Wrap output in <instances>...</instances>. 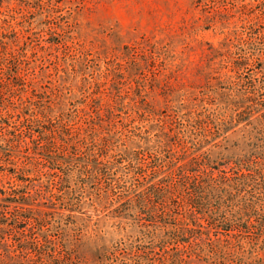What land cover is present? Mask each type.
Segmentation results:
<instances>
[{"label":"rangeland","instance_id":"374dc122","mask_svg":"<svg viewBox=\"0 0 264 264\" xmlns=\"http://www.w3.org/2000/svg\"><path fill=\"white\" fill-rule=\"evenodd\" d=\"M0 264H264V0H0Z\"/></svg>","mask_w":264,"mask_h":264},{"label":"trees","instance_id":"16d2710c","mask_svg":"<svg viewBox=\"0 0 264 264\" xmlns=\"http://www.w3.org/2000/svg\"><path fill=\"white\" fill-rule=\"evenodd\" d=\"M211 167H213V166H211ZM213 168H217V167H213ZM213 171V170H212ZM219 171H221V170H219ZM222 172H224L225 173V170H222ZM169 175V173H167V174H165L162 178H164V177H167ZM199 176V175H198ZM200 182V179L199 178H197V183H199ZM155 183H152V185H154ZM199 185H201V184H199ZM196 188H194V190H195Z\"/></svg>","mask_w":264,"mask_h":264}]
</instances>
